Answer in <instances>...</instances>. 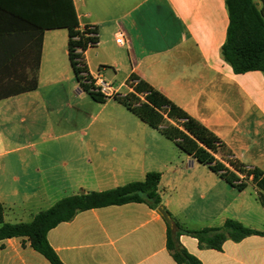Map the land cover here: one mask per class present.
<instances>
[{
    "label": "crops",
    "instance_id": "obj_1",
    "mask_svg": "<svg viewBox=\"0 0 264 264\" xmlns=\"http://www.w3.org/2000/svg\"><path fill=\"white\" fill-rule=\"evenodd\" d=\"M73 1L80 29H98L99 43L85 53L93 78L113 74L108 82L115 87L123 68L126 77L116 90L126 95L132 91L128 78L138 76L212 131L240 163L264 174V74H236L223 59L230 22L225 0ZM254 1L263 7L261 0ZM12 21V35L0 38V48L4 38V46L12 48L6 50V58L15 61L12 70L31 79L37 35L21 33L17 20ZM118 32L125 34L124 44L116 41ZM111 43L119 51L111 52ZM70 69L67 30H47L37 88L0 100L18 104L0 121L5 130L18 117L43 123V130H28L26 145L20 146L11 145L13 139L0 129V202L6 222H31L65 197L106 191L159 172L162 204L184 227L216 228L233 219L264 232V187L252 176L244 179L247 188L238 191L120 108L115 97L94 101L80 90ZM95 103L97 115L85 117ZM66 104L77 110L71 117L81 127L65 131L70 118L64 114ZM55 128L69 138L67 146L41 148L57 137H46ZM167 231L160 210L128 203L79 212L51 229L48 240L63 264H177L167 249ZM180 242L203 264H264V235L227 240L221 250L201 249L198 239L187 235ZM0 264L51 263L28 238L13 237L0 241Z\"/></svg>",
    "mask_w": 264,
    "mask_h": 264
},
{
    "label": "trees",
    "instance_id": "obj_2",
    "mask_svg": "<svg viewBox=\"0 0 264 264\" xmlns=\"http://www.w3.org/2000/svg\"><path fill=\"white\" fill-rule=\"evenodd\" d=\"M225 1L230 22L227 39L221 49L223 59L232 66L236 74L250 71H261L264 74V0H261V9L254 0ZM12 20H17L15 25H19L21 33L32 30L37 35V56L32 78L18 75L12 70L15 61L6 58V50L12 48L4 46L3 38L1 42L4 45L0 48V100L37 88L43 33L53 29H66L68 32V59L80 90L96 102L105 103L108 100L95 90L85 58L86 51L99 43L98 29L94 26L80 29L73 0H0V38L12 35L9 32V26L14 24ZM20 82L24 84L20 85ZM16 83L19 85H14ZM127 85L132 91L126 95L119 94L115 100L174 142L183 153L207 166L240 192L247 188L244 179L250 176L260 188L264 187V174L261 170L247 168L240 163L212 131L162 92L134 74L128 78ZM160 181L159 172H149L140 181L106 191L68 196L51 208L37 213L31 222H6L5 207L0 202V241L26 237L32 247L51 264H63L49 243L48 233L51 229L70 221L79 212L128 203H145L160 210L168 225L167 249L177 264H203L182 245V235L198 239L201 249L215 250H221L227 240L239 242L252 235H264L263 231L252 229L233 219L226 220L222 227L216 228L190 230L184 227L162 204Z\"/></svg>",
    "mask_w": 264,
    "mask_h": 264
},
{
    "label": "rangeland",
    "instance_id": "obj_3",
    "mask_svg": "<svg viewBox=\"0 0 264 264\" xmlns=\"http://www.w3.org/2000/svg\"><path fill=\"white\" fill-rule=\"evenodd\" d=\"M111 52H117L119 51V49H117L116 45L114 43H111ZM70 75L73 77V71L72 69H70ZM113 74H108V76H105V81L108 82L109 79L111 77H113ZM126 74H125V70L122 68L120 69L119 74L117 75V77L115 78L116 82H115V87L114 89H117L119 87V85L121 84V82L123 81V79H125ZM121 92L124 93L126 92V88H122ZM67 106V104H66ZM97 106H99L97 103H95V107L96 109H91L88 110L87 114L85 115V117L87 118H91L93 115H97L99 109H97ZM18 104L16 103V99H10V100H5V101H1L0 102V121L2 120H6V118L9 116H11V112L15 109H17ZM123 108V110H125V107H121ZM67 108H69V106H67ZM100 108V107H99ZM66 112H64V114H68V116H70V118L68 119L69 122L68 124L65 126V131L68 130H72L75 129L76 127H81L80 125V120H77V118L75 117V115H73V117H71V114L77 111L76 109H74V111H72L70 108L65 110ZM72 111V112H71ZM106 112H104L103 114L99 115L100 118H104L106 115ZM3 122V121H2ZM3 124V123H2ZM41 124L39 121H31L29 118L26 119L25 122H21L20 117L15 118V126L14 127H9L8 130H5V126L6 125H1L0 129L1 131L5 130V134L9 136L10 138L13 139L12 144L14 146H20V145H26V135L28 134V130L33 129L35 131H39V130H43V128L41 127ZM77 129V128H76ZM98 129L97 126L93 128V130ZM55 132H48L46 135L47 139H48V135L50 133H54L57 135V137L52 138V139H48L46 141L43 142V144H41V148L42 147H47V148H64L65 146H67L68 142L70 141L69 138L65 135H62L63 132L61 130H59L58 128L54 129ZM59 135V136H58ZM252 194L255 196V194L252 192ZM256 197V196H255ZM258 217V215H257Z\"/></svg>",
    "mask_w": 264,
    "mask_h": 264
},
{
    "label": "built area",
    "instance_id": "obj_4",
    "mask_svg": "<svg viewBox=\"0 0 264 264\" xmlns=\"http://www.w3.org/2000/svg\"><path fill=\"white\" fill-rule=\"evenodd\" d=\"M116 41L119 44H124L126 41V36L123 32H118L116 35ZM95 90L103 94L108 99L117 97L119 95V92L114 89V87L109 83L106 82L100 75L96 78H93ZM138 81H136L137 83Z\"/></svg>",
    "mask_w": 264,
    "mask_h": 264
}]
</instances>
